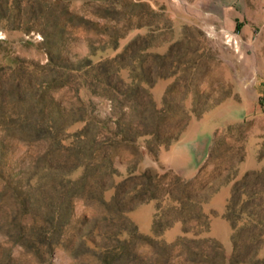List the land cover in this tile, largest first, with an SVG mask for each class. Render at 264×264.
Here are the masks:
<instances>
[{"label":"rangeland","instance_id":"rangeland-1","mask_svg":"<svg viewBox=\"0 0 264 264\" xmlns=\"http://www.w3.org/2000/svg\"><path fill=\"white\" fill-rule=\"evenodd\" d=\"M212 3L0 0V264L264 258V25Z\"/></svg>","mask_w":264,"mask_h":264},{"label":"crops","instance_id":"crops-1","mask_svg":"<svg viewBox=\"0 0 264 264\" xmlns=\"http://www.w3.org/2000/svg\"><path fill=\"white\" fill-rule=\"evenodd\" d=\"M200 1V0H198ZM206 2H213V0H205ZM167 3V0H164ZM152 6H155V0H150ZM236 0H215L212 5L217 7L219 11L212 14L213 18L210 21H204L203 25H212L213 27H224L231 30H237L240 35V45L247 46L252 41V31L255 27H262V17L258 14L255 18H248L240 16L237 11ZM245 6V3H243ZM261 30V29H260Z\"/></svg>","mask_w":264,"mask_h":264},{"label":"trees","instance_id":"trees-1","mask_svg":"<svg viewBox=\"0 0 264 264\" xmlns=\"http://www.w3.org/2000/svg\"><path fill=\"white\" fill-rule=\"evenodd\" d=\"M262 172H257L256 174L259 176ZM150 241L154 244H157L158 247L160 246L163 250H168V245L159 242L155 239L149 238ZM195 241V240H194ZM196 242V241H195ZM164 252V251H163ZM188 260L190 261V264H204V261H207L209 259V255L206 253H202L199 250L197 251H189L188 255L186 256ZM169 259V254H162L159 256L158 261H162V264H167V260ZM250 261L244 263V264H264V258L259 260V259H254V257H251L249 259ZM230 264H239L238 263V255L237 251L235 250L232 256L230 257Z\"/></svg>","mask_w":264,"mask_h":264},{"label":"built area","instance_id":"built-area-1","mask_svg":"<svg viewBox=\"0 0 264 264\" xmlns=\"http://www.w3.org/2000/svg\"><path fill=\"white\" fill-rule=\"evenodd\" d=\"M228 42L232 43L235 48L238 46V40L236 38H233L232 36H228V34L225 35Z\"/></svg>","mask_w":264,"mask_h":264}]
</instances>
